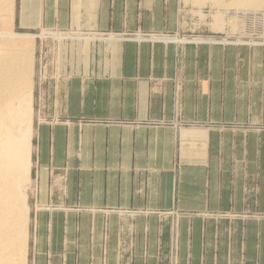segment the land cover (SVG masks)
Returning <instances> with one entry per match:
<instances>
[{
    "label": "crops",
    "instance_id": "crops-1",
    "mask_svg": "<svg viewBox=\"0 0 264 264\" xmlns=\"http://www.w3.org/2000/svg\"><path fill=\"white\" fill-rule=\"evenodd\" d=\"M235 3L45 0L73 44L41 134L49 264H169L171 213L178 264H264V41Z\"/></svg>",
    "mask_w": 264,
    "mask_h": 264
},
{
    "label": "bare ground",
    "instance_id": "bare-ground-1",
    "mask_svg": "<svg viewBox=\"0 0 264 264\" xmlns=\"http://www.w3.org/2000/svg\"><path fill=\"white\" fill-rule=\"evenodd\" d=\"M235 1L238 7L264 8V0ZM15 7V0H0V264H28L30 244L27 190L32 180L35 40L13 31ZM252 22L257 25L259 19ZM260 28L264 41V15Z\"/></svg>",
    "mask_w": 264,
    "mask_h": 264
},
{
    "label": "rangeland",
    "instance_id": "rangeland-1",
    "mask_svg": "<svg viewBox=\"0 0 264 264\" xmlns=\"http://www.w3.org/2000/svg\"><path fill=\"white\" fill-rule=\"evenodd\" d=\"M45 0H15V22L13 31L17 34L28 35L34 37L32 47L35 50V73H34V90H33V135H32V168L31 182L28 185L27 205H28V264H49V173L41 171L43 167L40 165L39 156L45 148L41 141L42 131L49 130V71L52 69L62 68L63 53L72 47V39L62 38L59 44H53L58 38H54L50 34L52 30L43 25V18L46 16V7L44 9ZM49 7V0L48 6ZM247 7V8H246ZM238 7L230 5L228 10L232 12V20L237 19L235 15L237 11H245L247 21L251 22V26L257 27L256 36L260 37V25L263 23L264 8L254 9L253 6ZM224 12V10H223ZM263 12V13H261ZM259 14L262 16H259ZM48 15V14H47ZM216 13L213 14L215 16ZM225 16V13L220 14ZM48 18V16H47ZM259 19L258 24L252 22ZM262 18V19H261ZM235 21V20H234ZM54 30V29H53ZM256 36L254 38H256ZM205 36H181L182 43H187L188 40H198ZM223 37L227 41L223 45L246 46L235 42L238 36L236 35H213L209 39L214 38L221 41ZM208 38V37H207ZM248 38V37H246ZM245 42L248 40H244ZM58 42V41H57ZM75 42V41H73ZM95 43L94 41L92 42ZM34 45V46H33ZM220 45V44H219ZM263 45L256 48H264ZM78 48V46H76ZM82 48V45L80 46ZM251 48V47H249ZM37 177V178H36ZM169 217L170 236L168 242V260L169 264H178L179 244H180V218L176 213H171ZM181 217V216H180ZM179 218V220H178ZM177 228L179 230H177ZM179 231V235H177ZM60 253L54 259V264H61Z\"/></svg>",
    "mask_w": 264,
    "mask_h": 264
},
{
    "label": "built area",
    "instance_id": "built-area-1",
    "mask_svg": "<svg viewBox=\"0 0 264 264\" xmlns=\"http://www.w3.org/2000/svg\"><path fill=\"white\" fill-rule=\"evenodd\" d=\"M259 16H261V15L259 14ZM256 38H257L258 40L262 39L261 37H258V36H256ZM249 40H250V38H249ZM262 40H263V39H262Z\"/></svg>",
    "mask_w": 264,
    "mask_h": 264
}]
</instances>
